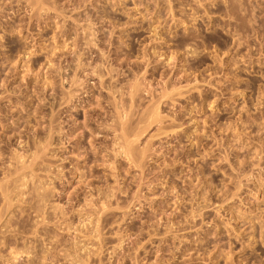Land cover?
<instances>
[{"label":"rangeland","instance_id":"374dc122","mask_svg":"<svg viewBox=\"0 0 264 264\" xmlns=\"http://www.w3.org/2000/svg\"><path fill=\"white\" fill-rule=\"evenodd\" d=\"M0 162V264H264V0H0Z\"/></svg>","mask_w":264,"mask_h":264},{"label":"bare ground","instance_id":"6f19581e","mask_svg":"<svg viewBox=\"0 0 264 264\" xmlns=\"http://www.w3.org/2000/svg\"><path fill=\"white\" fill-rule=\"evenodd\" d=\"M3 1H4V0H3ZM27 1H28V0H27ZM32 1H34V0H32ZM36 1H37V0H36ZM39 1H40V0H39ZM41 1H42V0H41ZM43 1H44V0H43ZM37 3H38V2H37ZM37 3H33V5H34V4L36 5ZM31 4H32V3H31ZM40 5H41V4H40ZM40 5H39V6H40ZM41 7H43V4L41 5ZM41 7H39V8H41ZM10 8H11V7H10ZM2 9H3V8H2ZM7 9H8V7H7ZM34 9H35V8H34ZM34 9H33V6H32V12H33ZM5 10H6V9H5ZM36 11H38V10H36ZM34 12H35V11H34ZM38 12H39V11H38ZM40 12H41V10H40ZM38 15H39V14H38ZM80 60H81V59H80ZM78 64H79V63H78ZM81 64H82V63H81ZM79 66H80V65H79ZM79 66H77V67H79ZM81 66H82V65H81ZM81 66H80V67H81ZM97 66H98V65H97ZM75 69H76V68H75ZM78 69H79V68H78ZM80 69H81V68H80ZM95 69H96V68H95ZM97 69H98V68H97ZM100 70H101V69H100ZM102 70H103V69H102ZM75 71H76V70H75ZM82 71H83V70H82ZM76 72H77V71H76ZM78 72H79V71H78ZM94 72H95V71H94ZM97 72H98V71H97ZM59 73H60V72H59ZM98 73H99V72H98ZM106 74H108V73L106 72ZM59 75H61V74H59ZM72 75H73V74H72ZM74 76H75V75H74ZM103 76H104V75H103ZM103 76L100 75V76H99V79H98V83L100 84L101 87H102V86L104 87V86L106 85V84H105V81H103V78H104ZM143 76H144V75H143ZM59 77H60V76H59ZM90 77H91V76H90ZM66 78H67V77H66ZM66 78H65V79H66ZM75 78H76V76H75ZM59 79H60V78H59ZM62 79H63V78H62ZM67 79H68V81L70 80V84H71V85L68 87V88H69V91H65V90H64L65 92L61 94V96H60L61 98H59V99H60V100H64L65 103H66V105L68 104V105H72V106L77 105L78 103H81V102H82V103H85V101H79V100H80V97H79L78 94H77V92H78L77 90H78V89H75V90L73 89V87L75 86V81H74L75 79L71 78V79H72V80H71V79H69V77H68ZM67 79H66V80H67ZM85 79H86V78H85ZM112 79H113V78H112ZM83 80H84V79H83ZM90 80H91V79H89L88 83L90 82ZM60 81H61V80H60ZM64 81H65V80H64ZM143 81H144V80H143ZM166 81H167V80H166ZM108 82H109V81H108ZM134 82H135V81H134ZM60 83H62V82H60ZM137 83H138V82H137ZM165 83H166V82H165ZM104 84H105V85H104ZM73 85H74V86H73ZM81 85H82V84H81ZM84 85H85V84H84ZM84 85H83V86H84ZM143 85H144V84H143ZM169 85H170V84H169ZM72 86H73V87H72ZM108 86H110V85H108ZM136 86H137L136 84H135V85H132V87L129 86V87H130V90H129V92L126 93V94H125V93H124V94L121 93L120 96H121L122 98H119V100H120L119 103H118L119 105H118L117 103H112V104H113V110H114V113L117 115V116H116L117 119L113 120V121H115V123H114L112 126H106V125H105V127H106L107 129L109 128V129H111V131H112V129H113L112 132H113V134H115V138H113L114 141H112V142H113V143H112L113 146H114V147H117V148H118L117 150L121 149V150H119V153L121 152V153H122L125 157H127L128 159H129V158L131 159V158L135 155V154H133V151H134L133 149L136 148V147L133 148L132 145H133L134 143H136L137 138H136V140H133V139H134L136 136H138L137 134H136V136H135V135H133V133L131 134L130 132H127V127H128V125H129V123L132 122V121H131V118H132V117H131V114H132V111H131L132 109H131V108H132V106L135 104V103H134L135 95L137 94L136 92H139V91H140V90L137 91V87H136ZM164 86H165V85H164ZM71 87H72V90H71ZM88 87H89V85H88ZM148 87H149V86H148ZM167 87H168V86H167ZM173 87H174V86H173ZM77 88H78V87H77ZM109 88H110V87H109ZM171 88H172V87H171ZM174 88H175V87H174ZM80 89H83V87L80 88ZM80 89H79V90H80ZM88 89H89V88H88ZM103 89H104V88H103ZM142 89H143V88H142ZM160 89H161V88H160ZM165 89H166V88H165ZM165 89H164V90H165ZM177 89H178V87H177ZM177 89H176V90H177ZM150 90H151V89H150ZM162 90H163V89H162ZM172 90H173V89H171V91H172ZM174 90H175V89H174ZM80 91H81V90H80ZM165 91H166V90H165ZM165 91H164V92H165ZM171 91H170V92H171ZM178 91H179V90H178ZM62 92H63V91H62ZM87 92H88V91H87ZM87 92H86V93H87ZM116 92H117V91H116ZM120 92H121V91H120ZM122 92H123V91H122ZM142 92H143V91H142ZM146 92H147V91H146ZM164 92H163V93H164ZM172 92H173V91H172ZM59 93H60V92H59ZM83 93H84V91H83ZM144 93H145V92H144ZM166 93L168 94V92H166ZM176 93H177V92H176ZM75 94L79 97V99H78V97L76 98ZM81 94H82V93H81ZM146 94H147V93H146ZM156 94H157V93H156ZM178 94H179V93H178ZM180 94H181V93H180ZM113 95H114V94H113ZM125 95H126V96H125ZM149 95H150V94H149ZM164 95L167 97L166 94L161 95V97H165ZM169 95H170V93H169ZM171 95H172V94H171ZM53 96H54V95H53ZM83 96H84V94H83ZM124 96H125L126 98H124ZM136 96H137V95H136ZM81 97H82V96H81ZM85 97H86V96H85ZM93 97H94V96H93ZM113 97H114V96H113ZM113 97H112V98H113ZM161 97L159 96L160 100L163 99V98H161ZM166 97H165V98H166ZM168 97H171V96H168ZM95 98H96V97H95ZM165 98H164V99H165ZM81 99H83V98H81ZM84 99H85V98H84ZM167 99H168V98H167ZM53 101H54V100H53ZM112 101H113V100H112ZM150 101H151V100H150ZM114 102H116V100H115ZM158 102H159V101H158ZM54 103H55V102H54ZM60 103H61V102H60ZM60 103H59V104H60ZM82 103H81V104H82ZM133 103H134V104H133ZM62 104H63V103H62ZM148 104H149V103H148ZM153 104H155V103L153 102ZM156 104H157V103H156ZM160 104H161V103H160ZM160 104H158V105H160ZM57 105H58V104H57ZM110 105H111V104H110ZM151 105H152V103H151ZM158 105H157V107H158ZM84 106H85V105H84ZM135 106H136V105H135ZM67 107H68V106H67ZM70 107H71V106H70ZM157 107H155V108H157ZM111 108H112V106H111ZM150 108H151V107H150ZM153 109H154V108H152V111H153ZM158 109H159V108H158ZM111 110H112V109H111ZM149 110H150V109H149ZM144 111H145V110H144ZM144 111H143V112H144ZM57 112H58V111H57ZM152 113H153V114H152ZM152 113H149V114H152V115L155 116V113H156V112H155V113L152 112ZM58 114H59V113H58ZM110 114H111V113H110ZM157 114H159V113L157 112ZM132 115H133V114H132ZM139 115L141 116V114H139ZM55 116H56V115H55ZM145 116H146V114H145ZM145 116H143V117H145ZM154 116H151V117H154ZM156 116H158V115H156ZM156 116H155V118H156ZM112 117H113V116H112ZM141 117H142V116H141ZM143 117H142V118H143ZM149 117H150V116H149ZM57 118H58V117H56L55 120H57ZM147 118H148V117H146V119H147ZM148 119H149V118H148ZM148 119H147V120H148ZM152 119H153V118H152ZM53 120H54V119H53ZM53 120H52V121H53ZM58 120H59V119H58ZM87 120H88V119H87ZM87 120H86V121H87ZM106 120H107V119H106ZM132 120H133V118H132ZM149 120H151V119H149ZM158 120H159V119H158ZM52 121H51V122H52ZM111 121H112V120H111ZM130 121H131V122H130ZM141 121H142V120H141ZM153 121H155V120H153ZM159 121H160V120H159ZM51 122H50V123H51ZM54 122H55V121H54ZM101 122H102V121H101ZM142 122H143V121H142ZM148 122H149V121H148ZM148 122H147V123H148ZM161 122H162V121H161ZM50 123H49V126H50ZM52 123H53V122H52ZM88 123H89V122H88ZM90 123H91V122H90ZM96 123H97V122H96ZM85 124H86V123H85ZM151 124H152V123H151ZM56 125H58V123H57ZM109 125H110V124H109ZM149 125H150V124L148 123V126H149ZM54 126H55V125H54ZM59 126H62V125H59ZM99 126H100V124H99ZM99 126H98V127H99ZM145 126H146V125H145ZM51 127H52V126H51ZM51 127H50V128H51ZM85 127H86V126H85ZM105 127H104V128H105ZM134 127H136V126H134ZM55 128H57V127L55 126ZM55 128H54V129H55ZM142 128H143V127H142ZM51 129H52V128H51ZM54 129H53V130H54ZM102 129H103V128H102ZM102 129H100V130H102ZM138 129H139V128H138ZM144 129H146V128H144ZM144 129H143V130H144ZM59 130H60V129L57 128V133H58V135H59V133H60V131H61V130H60V131H59ZM104 130H105V129H104ZM135 130H137V129H135ZM51 131H52V130H51ZM51 131H50V132H51ZM55 131H56V130H55ZM68 131H69V130H68ZM68 131H67V132H68ZM102 131H103V130H102ZM108 131H109V130H108ZM100 132H101V131H100ZM100 132H97L96 130H92L91 132H89V135H86V136H87V138H90V137H91V138H92V137L94 138L93 135H94V134H97V135H98ZM53 133H54V132H53ZM53 133H52V134H53ZM102 133H103V132H102ZM141 133H143V132L141 131ZM141 133H140V134H141ZM52 134H51V135H52ZM113 134H112V135H113ZM49 135H50V134H49ZM68 135H69V134H68ZM141 135H142V134H141ZM141 135H139V136H141ZM84 136H85V135H84ZM86 136H85V137H86ZM88 136H89V137H88ZM45 137H46V136H45ZM47 137H48V136H47ZM52 137H53V136H52ZM52 137H51V138H52ZM56 138H58V136H57ZM91 138H90V139H91ZM132 138H133V139H132ZM39 139H40V138H39ZM84 139H85V138H84ZM59 140H60V139H59ZM59 140H58V141H59ZM92 140H93V139H92ZM94 140H95V138H94ZM94 140H93V141H94ZM82 141L84 142V140H82ZM134 141H135V142H134ZM138 141H139V140H138ZM60 142H61V141H60ZM65 142H66V141H65ZM83 142H82V143H83ZM56 143H57V142H56ZM80 143H81V142H80ZM80 143H79V144H80ZM137 143H138V142H137ZM62 144H63V143H62ZM83 144H84V143H83ZM85 144H86V143H85ZM5 145H6V144H5ZM9 145H10V144H9ZM49 145H50V144H49ZM49 145H48V142H47V145H45V146H49ZM89 145L92 146V143H90ZM135 145H136V144H135ZM33 146H35V145H33ZM43 146H44V145H43ZM83 146H85V145H83ZM90 146H89V147H90ZM94 146H95V145H94ZM113 146H112V147H113ZM9 147H10V146H9ZM100 147H101V146H100ZM114 147H113V148H114ZM38 148H39V147H38ZM41 148H42V146H41ZM44 148H45V150H46L47 147H44ZM82 148H83V147H82ZM84 148H85V147H84ZM92 148H93V147H92ZM15 149H16V148H15ZM101 149H103V148H101ZM16 150H17V149H16ZM39 150H42V149H39ZM85 150H87V149H85ZM85 150H83V151H85ZM92 150H93V149H92ZM109 150H111V148H110ZM115 150H116V148H115ZM115 150H112V151H115ZM135 150H136V149H135ZM146 150H147V149H146ZM148 150H149V149H148ZM35 151H36V150H35ZM42 151H43V153H44V149H43ZM83 151H82V152H83ZM87 151H88V150H87ZM90 151H91V150H90ZM105 151H106V150H105ZM17 152H18V151H17ZM96 152H97V151H96ZM100 152H101V151H100ZM107 152H109V151H107ZM117 152H118V151H117ZM12 153H13V152H12ZM38 153H40V152H38ZM43 153H41V155H42ZM83 153H85V152H83ZM86 153H87V152H86ZM86 153L84 154V155H85V158H88V157H86ZM111 153H112V152H111ZM119 153H118V154H119ZM135 153H137V152H135ZM18 154H19V152H18ZM34 154H35V153H34ZM34 154H33V155H34ZM45 154H47V153H45ZM81 154H82V153H81ZM88 154H89V152L87 153V155H88ZM115 154H116V153H114V155H115ZM137 154H138V153H137ZM137 154H136V155H137ZM144 154H145V153H144ZM16 155H17V154H16ZM19 155H20V154H19ZM39 155H40V154H39ZM39 155H38V156H37V155H34V157L36 156L37 159H38V158H39ZM43 155H44V154H43ZM93 155H94V154H93ZM114 155H113V157H114ZM138 155H139V154H138ZM141 155H143V154L141 153ZM1 156H2V155H1ZM22 156H23V155H22ZM22 156H20V157H22ZM29 156H30V154H29ZM55 156H56V155H55ZM116 156H117V154H116ZM131 156H132V157H131ZM14 157H15V156H14ZM17 157H18V156H17ZM17 157H16V159H17ZM20 157H18V159H19ZM77 157H78V156H77ZM83 157H84V156H83ZM118 157H119V156H118ZM118 157H117V158H118ZM140 157H141V156H140ZM140 157H139V158H140ZM144 157H145V156H144ZM12 158H13V157H12ZM22 158H23V157H22ZM32 158H33V156H32ZM32 158H31V159H32ZM40 158H41V157H40ZM79 158H80V157H79ZM90 158H91V157H90ZM141 158H142V157H141ZM25 159H26V158H25ZM33 159H34V158H33ZM35 159H36V158H35ZM35 159H34V160H35ZM111 159H112V158H111ZM22 160H23V159H22ZM43 160H44V159H43ZM141 160H142V159L139 160L140 163H142ZM17 161H18V160H17ZM38 161H39V159H38ZM44 161H45V160H44ZM50 161H51V160H50ZM83 161H84V160H83ZM131 161H132V159H131ZM14 162H15V161H14ZM18 162H21L20 159H19ZM32 162L34 163V161H32ZM35 162H36V161H35ZM54 162H55V161H54ZM114 162H115V161H114ZM132 162H134V161H132ZM132 162H131V163H132ZM137 162H138V161H137ZM0 163H1V162H0ZM24 163H25V162H24ZM36 163H37V162H36ZM45 163H46V162H45ZM77 163H78V162H77ZM112 163H113V162H112ZM134 163H135V162H134ZM22 164H23V163H22ZM31 164H32V163H31ZM31 164H30V165H31ZM14 165H15V164H14ZM39 165H40V164H39ZM113 165H114V163H113ZM15 166H16V165H15ZM24 166H27V167H28V165H24ZM53 166H54V165H53ZM0 167H1V166H0ZM18 167H19V166H18ZM21 167H22V166H21ZM27 167H24V169L27 168ZM42 167H43V166H42ZM140 167H142V166L140 165ZM140 167H139V168H140ZM9 168H11L10 165H9ZM29 168H30V167H29ZM112 168H113V167H112ZM15 169H16V167H15ZM19 169H20V168H19ZM24 169H23V170H24ZM9 170H10V169H9ZM25 170H26V169H25ZM10 171H12V170H10ZM14 171H15V170H14ZM16 171H17V170H16ZM20 171H21V169H20ZM58 171H59V170H58ZM113 171H114V169H113ZM116 171H117V170H116ZM17 172H18V171H17ZM24 172H25V171H24ZM31 172H32V171H31ZM32 173H33V172H32ZM58 173H59V172H58ZM81 173H82V172H81ZM5 174H6V173H5ZM8 174H9V172H8ZM35 174H36V173H35ZM74 174H75V173H74ZM14 175H15V173H14ZM14 175H13V176H14ZM16 175H17V174H16ZM21 175H22V174H21ZM27 175H28V174H27ZM31 175H32V174H31ZM33 176H34V175H33ZM39 176H40V175H39ZM29 177H31V176H29ZM34 177H35V176H34ZM48 177H49V176H48ZM14 178H15V177H14ZM24 178H25V177H24ZM36 178H37V176H36ZM53 178H54V177H53ZM33 179H34V178H33ZM4 180H5V179H4ZM7 180H8V179H7ZM9 180H10V179H9ZM24 180H25V179H24ZM24 180H23V181H24ZM31 180H32V179H31ZM31 180H30V182L32 183ZM37 180H38V179H37ZM46 180H47V179H46ZM59 180H60V179H59ZM9 182H10V181H9ZM21 182H22V181H21ZM21 182H19V183H21ZM28 182H29V181H28ZM37 182H38V181H37ZM37 182H36V183H37ZM11 183L13 184V182H11ZM23 183H24V182H23ZM80 183H81V182H80ZM3 184H4V183H3ZM5 184H6V183H5ZM5 184H4V185H5ZM39 184H40V183H39ZM81 184H82V183H81ZM21 185H23V184H21ZM37 185H38V184H37ZM37 185H36V186H37ZM84 185H85V184H84ZM14 186H15V185H14ZM17 186H18V185H17ZM26 186H27V185H26ZM36 186H35V187H36ZM41 186H42V185H41ZM43 186H44V185H43ZM50 186H51V185H50ZM11 187H12V186H11ZM20 187H21V186H20ZM47 187H48V186H47ZM3 188H4V189H3ZM29 188H30V187H29ZM19 189H20V188H19ZM19 189H18V191H19ZM33 189H34V188H33ZM37 189L39 190L40 188L37 187ZM45 189H46V187H45ZM0 190H3V191H1L2 194H3V192H5L4 190H6L5 187H4L2 184L0 185ZM22 190L24 191V186H23V189H22ZM35 190H36V189H35ZM40 190H41V189H40ZM113 190H114V189H113ZM113 190H112V191H113ZM7 191H8V190H7ZM16 191H17V190H16ZM23 191H22V192H23ZM41 191H42V190H41ZM44 191H45V190H44ZM52 191H53V190H52ZM13 192H14V191H13ZM24 192H25V191H24ZM50 192H51V191H50ZM15 193H16V192H15ZM25 193H26V192H25ZM29 193H31V192H29ZM37 193H38V192H37ZM55 193H56V192H55ZM99 193H100V192H99ZM2 194H1V195H2ZM5 194H6V192H5ZM5 194H3V195H5ZM7 194H8V193H7ZM7 194H6V195H7ZM16 194H17V193H16ZM20 194H21V193H20ZM35 194H36V191H35L34 195H35ZM96 194H97V193H96ZM10 195H11V194H10ZM12 195H13V194H12ZM21 196H22V195H21ZM41 196H42V195H41ZM3 197L6 198V196H3ZM18 197H19V196H18ZM52 197H53V196H52ZM101 197H102V196H101ZM0 198H1V197H0ZM12 198H13V197H12ZM30 198H31V197H30ZM33 198H34V196H33ZM38 198H39V196L37 197V200H38ZM41 198H43V197H41ZM46 198H48V197H46ZM88 198H89V197H88ZM92 198H93V197H92ZM92 198H91V199H92ZM102 198H103V197H102ZM104 198H105V197H104ZM110 198H111V197H110ZM113 198H114V197H113ZM2 199H4V198H2ZM7 199H8V198H7ZM10 199H11V198H10ZM22 199H23V198H22ZM85 199H86V198H85ZM85 199H84V200H85ZM89 199H90V198H89ZM98 199H99V198H98ZM4 200H6V199H4ZM4 200H3V201H4ZM32 200H33V199H32ZM43 200H44V199H43ZM19 201H20V200H19ZM90 201H92V200H90ZM97 201H98V200H97ZM105 201H106V200H105ZM107 201H108V200H107ZM107 201H106V202H107ZM4 202H5V201H4ZM16 202H17V201H16ZM47 202H48V201H47ZM103 202H104V201H103ZM110 202H111V201H110ZM2 203H3V202H2ZM11 203H12V202H11ZM11 203H9V204H11ZM39 203H42V205H45V203H43V201H42V202L39 201ZM88 203L91 205V203H90L89 201H88ZM99 203H100V201H99ZM4 204H5V203H4ZM6 204H7V203H6ZM14 204H15V203H14ZM66 204H67V203H66ZM92 204H94V203H92ZM107 204H108V203H107ZM37 205H38V204H37ZM39 205H40V204H39ZM42 205H40V207H42ZM55 205H56V204H55ZM87 205H88V204H87ZM90 205H89L88 207H90ZM101 205H102V207H100ZM101 205H99V207H100L99 209H101V208L104 209V206H105V205H104V204H101ZM110 205H111V204H110ZM51 206H52V205H51ZM64 206H65V205H64ZM83 206H85V205H83ZM91 206H92V205H91ZM94 206H95V205H94ZM2 207H3V206H2ZM88 207H87V208H88ZM92 207H93V206H92ZM92 207H91V210H92ZM8 208H9V206H8ZM62 208H63V207H62ZM82 208H83V207H82ZM120 208H121V207H120ZM1 209H2V208H1ZM1 209H0V211H1ZM41 209H42V208H41ZM44 209H46V207H45ZM47 209H48V208H47ZM55 209H56V208H55ZM55 209H53V212L56 211ZM83 209H85V208H83ZM34 210H35V209H34ZM96 210H97V209H96ZM104 210H106V209H104ZM108 210H109V209H108ZM8 211H9V210H8ZM35 211H37V209H36ZM47 211H48V210H47ZM49 211H50V210H49ZM92 211H93V210H92ZM102 211H103V210H102ZM3 212H4V211H3ZM64 212H65V210H64ZM82 212H83V211H81V212H79V213H82ZM88 212H89V211H88ZM95 212H96V211H95ZM32 213H33V212H32ZM36 213H37V212H36ZM42 213H43V212H42ZM54 213H55V212H54ZM103 213H104V212H103ZM1 214H2V212H1ZM43 214H44V213H43ZM58 214H59V213H58ZM63 214H64V213H63ZM83 214H84V213H83ZM55 215H56V214H54V216H53V215H52V216L55 217ZM94 215H95V214H94ZM101 215L103 216L104 214H101ZM34 216H35V215H34ZM34 216H33V218H34ZM39 216H40V215H39ZM45 216H46V215H45ZM59 216H62V215H59ZM65 216H66V215H65ZM65 216H63L64 219H65ZM98 216H99V215H98ZM98 216H95V217H98ZM35 217H36V216H35ZM48 217H49V215H48ZM53 217H52V218H53ZM68 217H69V216H68ZM52 218H51L50 220H52ZM57 218H58V217H57ZM83 218H84V217H83ZM98 218H99V217H98ZM0 219H1V218H0ZM35 219H36V218H35ZM60 219H61V217H60ZM92 219H93V218H92ZM92 219H91V220H92ZM102 219H103V218H102ZM42 220H43V219H42ZM42 220H41V221H42ZM47 220H48V219H47ZM57 220H58V219H57ZM65 220H66V219H65ZM78 220H79V219H78ZM91 220H90V221H91ZM97 220H98V219H97ZM99 220H100V219H99ZM99 220H98V221H99ZM34 221H35V220H34ZM36 221H38V220H36ZM39 221H40V220H39ZM60 221H61V220H60ZM81 221H82V220H81ZM103 221H104V220H103ZM21 222H22V221H21ZM57 222H58V221H57ZM61 222H62V221H61ZM40 223H42V222H40ZM78 223H79V222H78ZM94 223H95V221H94ZM17 224H18V223H17ZM83 224H85V223H83ZM83 224H82L81 226H83ZM88 224H89V222H88ZM88 224H87V225H88ZM96 224H98V223H96ZM96 224H94V226H95ZM19 225H20V224H19ZM36 225H38V224L36 223ZM42 225H43V223H42ZM44 225H45V224H44ZM51 226H52V225H51ZM71 226H72V225H71ZM75 226H76V225H75ZM96 226H97V225H96ZM96 226H95V228H96ZM98 226H99V224H98ZM16 227H17V226H16ZM19 227H20V226H19ZM45 227H46V226H45ZM20 228H21V227H20ZM41 228H43V227H41ZM68 228L70 229V227H68ZM91 228H92V227H91ZM97 228H98V227H97ZM15 229H16V228H15ZM20 230H22V229H20ZM34 230H35V229H34ZM34 230H33V231H34ZM43 230H44V229H43ZM45 230H46V229H45ZM47 230H48V229H47ZM98 230H99V228H98ZM98 230L95 232V233H96V237L94 236V239L97 238L96 240H99L98 236H99L100 234H98ZM101 230H102V229H101ZM94 231H95V229H94ZM94 231H93L92 233H94ZM1 232H2V231H1ZM1 232H0V233H1ZM3 232H4V230H3ZM3 232H2V233H3ZM15 232H16V231H15ZM52 232H53V231H52ZM60 232H61V231H60ZM2 233H1V234H2ZM17 233H18V232H17ZM34 233L36 234V231H35ZM49 233H50V232H49ZM99 233H100V231H99ZM40 234H41V233H40ZM42 234H43V233H42ZM46 234H47V233H46ZM63 234H64V233H63ZM5 235H6V233H5ZM90 235H91V234H90ZM94 235H95V234H94ZM102 235H103V234H101V236H102ZM39 236H40V235H39ZM39 236H38V237H39ZM30 237H31V236H30ZM43 237H44V236H43ZM43 237H42V238H43ZM87 237H89V234H88ZM90 237H91V236H90ZM90 237H89V238H90ZM92 237H93V236H92ZM99 237H100V236H99ZM7 238H8V237H7ZM40 238H41V237H40ZM80 238H81V237H80ZM89 238H87V239H89ZM33 239H35L34 236H33ZM73 239H74V238H73ZM90 239H91V238H90ZM102 239H103V238H102ZM41 240H42V239H41ZM100 240H101V239H100ZM3 241H4V240H3ZM14 241H15V240H14ZM35 241H36V240H35ZM44 241H45V240H43V242H44ZM72 242H73V241H72ZM91 242H92V240H91ZM94 242H95V240H94ZM6 243H7V242H6ZM24 243H25V242H24ZM54 243H55V242H54ZM89 243H90V242H89ZM98 243H99V242H98ZM119 243H120V242H119ZM36 244H38V243H36ZM40 244H41V243H40ZM74 244H75V243H74ZM100 244H101V243H100ZM3 245H4V242H3ZM8 245H9V244H8ZM31 245H33V244H31ZM43 245H44V244H43ZM95 245H96V243H95ZM116 245H117V244H116ZM0 246H1V245H0ZM36 246H37V245H36ZM76 246H77V245H76ZM79 246H80V245H79ZM91 246H92V245H91ZM96 246H97V245H96ZM101 246H102V245H101ZM7 247H8V246H7ZM28 247H29V246H28ZM37 247H38V246H37ZM71 247H72V246H71ZM5 248H6V247H5ZM8 248H9V247H8ZM8 248H7V249H8ZM26 248H27V247H26ZM45 248H46V250H47V247H45ZM74 248H75V247H74ZM84 248H85V247H84ZM94 248H96V247H94ZM97 248L99 249V247H97ZM33 249H34V248H33ZM33 249H32V251H34ZM35 249H37V248H35ZM48 249H49V248H48ZM79 249H80V247H79ZM114 249H115V248H114ZM20 250H21V248H20ZM28 250H29V249H28ZM39 250H40V249H39ZM49 250H50V249H49ZM52 250L54 251V249H52ZM52 250H51V251H52ZM68 250H69V249H68ZM68 250H67V251H68ZM73 250H74V249H73ZM77 250H78V248H77ZM89 250H90V249H89ZM91 250H92V249H91ZM94 250H95V249H94ZM96 250H97V249H96ZM4 251H5V250H4ZM30 251H31V250H30ZM69 251H70V250H69ZM82 251H83V250H82ZM84 251H85V249H84ZM0 252H1V251H0ZM14 252H15V251H14ZM19 252H20V251L15 252L14 256H12V255H13V252H11V254H9V253H8V254L10 255L9 257H11V258L13 257L14 259H17V257L20 256V255H17V254H20ZM21 252H22V251H21ZM23 252H24V251H23ZM42 252H43V250H42ZM57 252H58V251H57ZM91 252H92V251H91ZM96 252H97V251H96ZM96 252H95V255H96ZM99 252H100V251H99ZM2 253H3V251H2ZM6 253H7V252H6ZM16 253H17V254H16ZM29 253H30V252H29ZM33 253H34V252H33ZM46 253H47V252H46ZM65 253H66V252H65ZM76 253H77V252H76ZM78 253H79V251H78ZM86 253H88V252H86ZM101 253H102V252H101ZM101 253H100V254H101ZM21 254H22V253H21ZM23 254H24V253H23ZM23 254H22V256H23ZM38 254H39V253H38ZM44 254H45V253H44ZM55 254H56V253H55ZM55 254H54V255H55ZM73 254H74V253H73ZM81 254H83V253L81 252ZM84 254H85V253H84ZM26 255L28 256L29 254L26 253ZM46 255H47V254H46ZM57 255H58V254H57ZM57 255H56V256H57ZM89 255L91 256V254H89ZM29 256H30V255H29ZM39 256H40V255H39ZM58 256H59V255H58ZM63 256H64V255H63ZM66 256H67V255H66ZM66 256H64V258H65ZM76 256L79 258V257H80V254H79V256H78V255H76ZM86 256H87V255H86ZM86 256H85V257H86ZM97 256H99V255H97ZM30 257H31V256H30ZM32 257H33V255H32ZM53 257H54V256H53ZM81 257L84 258V255L81 256ZM92 257H93V256H92ZM18 258H19V257H18ZM25 258H26V257H25ZM49 258H50V257H49ZM64 258H63V259H64ZM71 258H72V257H71ZM73 258H74V257H73ZM86 258H87V261L89 262L88 257H86ZM100 258H101V257H100ZM34 259H35V258H34ZM50 259H51V258H50ZM59 259H60V258H59ZM80 259H81V258H79V260H80ZM91 259H92V258H91ZM27 260H28V259H27ZM31 260H32V258H31ZM35 260H36V259H35ZM46 260H48V256H47V257H43V263H44V261H46ZM51 260H52V259H51ZM60 260H61V259H60ZM65 260H66V259H65ZM70 260H71V259H70ZM79 260H78V261H79ZM84 260H85V258H84ZM12 261H13V260H12ZM14 261H15V260H14ZM17 261H19V259H18ZM68 261H69V260H68ZM74 261H75V260H74ZM74 261H70V262H74ZM82 261H83V259H82ZM98 261H99V260H98ZM37 262H38V261H37ZM47 262H48V261H47ZM58 262H59V261H58ZM64 262H65V261H64ZM75 262H76V261H75ZM88 262H87V263H88ZM15 263H16V262H15ZM39 263H40V262H39ZM39 263H38V264H39ZM41 263H42V261H41ZM43 263H42V264H43ZM48 263H49V262H48ZM66 263H67V262H65V264H66ZM81 263H82V262H81ZM85 263H86V262H85ZM87 263H86V264H87ZM100 263H101V261H100ZM100 263H99V264H100ZM36 264H37V263H36Z\"/></svg>","mask_w":264,"mask_h":264}]
</instances>
